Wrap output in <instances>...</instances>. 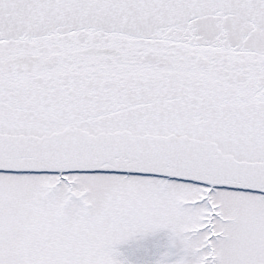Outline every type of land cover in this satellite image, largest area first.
<instances>
[{"label": "snow or ice", "instance_id": "snow-or-ice-1", "mask_svg": "<svg viewBox=\"0 0 264 264\" xmlns=\"http://www.w3.org/2000/svg\"><path fill=\"white\" fill-rule=\"evenodd\" d=\"M264 264V0H0V264Z\"/></svg>", "mask_w": 264, "mask_h": 264}, {"label": "rangeland", "instance_id": "rangeland-1", "mask_svg": "<svg viewBox=\"0 0 264 264\" xmlns=\"http://www.w3.org/2000/svg\"><path fill=\"white\" fill-rule=\"evenodd\" d=\"M163 234L149 236L144 239L130 241L121 245L119 251L129 264H153V261L163 251L165 244Z\"/></svg>", "mask_w": 264, "mask_h": 264}]
</instances>
